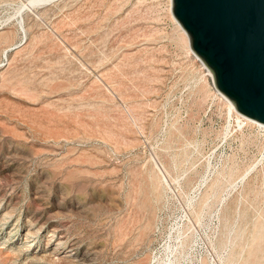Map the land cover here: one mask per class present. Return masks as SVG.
Masks as SVG:
<instances>
[{"label":"rangeland","instance_id":"rangeland-1","mask_svg":"<svg viewBox=\"0 0 264 264\" xmlns=\"http://www.w3.org/2000/svg\"><path fill=\"white\" fill-rule=\"evenodd\" d=\"M183 30L172 0H0L47 91L0 107V264H264V128Z\"/></svg>","mask_w":264,"mask_h":264},{"label":"water","instance_id":"water-1","mask_svg":"<svg viewBox=\"0 0 264 264\" xmlns=\"http://www.w3.org/2000/svg\"><path fill=\"white\" fill-rule=\"evenodd\" d=\"M172 12L217 91L264 124V0H172Z\"/></svg>","mask_w":264,"mask_h":264},{"label":"crops","instance_id":"crops-1","mask_svg":"<svg viewBox=\"0 0 264 264\" xmlns=\"http://www.w3.org/2000/svg\"><path fill=\"white\" fill-rule=\"evenodd\" d=\"M30 48H31L30 46L22 47L20 49L17 48L12 55V61L10 67L7 70H5V72L3 71L2 73L0 79V107L3 106V108L5 107L4 109L7 110L17 109V108L21 109L20 107H18L20 105L30 107L32 105H35L34 98L47 94L46 90H42V86L39 87L38 79L35 77V75L32 72L31 58L29 53ZM25 77L29 78L28 79L29 81L27 80V78L25 79ZM20 81H22L23 84ZM24 82L26 85L24 84ZM50 93L51 91L48 94ZM23 110H25V115H21L22 113L19 112L18 116L20 118L24 117L25 122L30 124L29 126H34L35 123H34V119L31 118L32 115L30 116L29 114H27L32 110L31 109H23Z\"/></svg>","mask_w":264,"mask_h":264},{"label":"bare ground","instance_id":"bare-ground-1","mask_svg":"<svg viewBox=\"0 0 264 264\" xmlns=\"http://www.w3.org/2000/svg\"><path fill=\"white\" fill-rule=\"evenodd\" d=\"M171 5V4H170ZM139 6V5H138ZM140 6H142V5H140ZM149 10V9H148ZM144 11V10H143ZM149 12V11H148ZM139 14V13H138ZM147 16V15H146ZM125 19H127V18H125ZM134 20V19H133ZM177 21V20H176ZM23 30V29H22ZM183 32H184V30H183ZM181 34V33H180ZM38 40V39H37ZM25 43V41H22L21 42V44H24ZM54 43V42H53ZM51 46V45H50ZM186 46V45H185ZM188 50H189V48H188ZM192 52V51H191ZM194 54V53H193ZM35 55H38V54H35ZM195 55V54H194ZM196 56V55H195ZM32 58V57H31ZM197 58H198V56H197ZM33 59V58H32ZM28 60V59H27ZM30 60V59H29ZM200 60V59H199ZM26 61V60H25ZM58 61V60H57ZM28 62V61H27ZM26 63V62H25ZM43 63V62H42ZM203 63V62H202ZM10 65H11V63H10ZM202 65H204V68H206V70L208 71V73H207V75H209L213 80H214V77H213V74H212V72L205 66V64L203 63ZM29 66V65H28ZM33 66V65H32ZM58 66H60V65H58ZM122 66H123V64H122ZM117 67V66H116ZM118 67H119V65H118ZM121 67V66H120ZM22 68V67H21ZM59 68V67H58ZM61 68V67H60ZM124 68V67H123ZM24 69V68H23ZM26 69V68H25ZM116 69V68H115ZM125 69V68H124ZM28 70V69H27ZM51 70H52V68H51ZM55 70V69H54ZM57 70V69H56ZM60 70V69H59ZM134 70H136V69H134ZM62 71V70H61ZM65 71V70H64ZM9 72V71H8ZM11 72V71H10ZM30 72V71H29ZM119 72V71H118ZM12 73V72H11ZM22 73V72H21ZM58 73V72H57ZM23 74V73H22ZM30 74V73H29ZM47 74H49V72L47 73ZM52 74V73H51ZM54 74V73H53ZM140 74V73H139ZM56 75V74H55ZM63 75V74H62ZM119 75V74H118ZM122 75V74H121ZM136 75V74H135ZM134 75V76H135ZM141 75H143V74H141ZM33 76V75H32ZM144 76V75H143ZM16 77V76H15ZM46 77V76H45ZM49 77H51V76H49ZM48 77V80L50 79ZM54 77V76H53ZM52 77V78H53ZM65 77V76H64ZM8 78V77H7ZM17 78V77H16ZM27 77H25V79H26ZM56 78V77H55ZM108 78V77H107ZM123 78V77H122ZM208 78V77H207ZM12 79V78H11ZM29 78H27V80H28ZM36 79V78H35ZM121 79V78H120ZM204 79H206V78H204ZM43 80V79H42ZM41 80V81H42ZM9 81H10V78H9ZM23 81V80H22ZM22 81H20V82H22ZM29 81V80H28ZM27 81V82H28ZM54 81V80H53ZM34 82V81H33ZM44 82V81H43ZM50 82H52V80L50 81ZM118 82V81H117ZM9 83V82H8ZM116 83V82H115ZM128 83H129V81H128ZM144 83V82H143ZM207 83H209V82H207ZM22 84H23V82H22ZM24 84H25V82H24ZM28 84V83H27ZM26 85V84H25ZM30 85V84H29ZM34 85V84H33ZM38 85H40V82H39V84ZM96 85V84H95ZM117 85V84H116ZM32 86V85H31ZM93 86V85H92ZM97 86V85H96ZM33 87V86H32ZM134 87V86H133ZM28 89V88H27ZM30 90V89H29ZM119 91V90H118ZM126 91V90H125ZM28 93V92H27ZM218 93L220 94V96H222L223 97V99H225V101L228 103V106H229V109H230V113L233 115V114H235L236 115V120H237V122L240 124V125H247L248 123H252V124H255V125H258L259 127H261V128H264V124H261V123H259V122H257V121H254V120H252V119H249V118H247V117H245V116H243V115H241V114H239V112L237 111V109H236V107H235V105L227 98V97H225L223 94H221L219 91H218ZM104 94V93H103ZM106 95V94H105ZM72 105V104H71ZM70 106V105H69ZM68 106V107H69ZM139 106H141V105H139ZM138 106V107H139ZM67 107V108H68ZM70 108H71V106H70ZM75 108V107H74ZM58 109V108H57ZM73 109V108H72ZM78 109V108H77ZM60 110H61V108H60ZM64 111H65V109H64ZM69 111H71L70 109H69ZM101 111V110H100ZM57 112V111H56ZM74 112H76V111H74ZM58 113V112H57ZM108 116V115H107ZM91 118H93V117H91ZM68 119V118H67ZM111 120V119H110ZM113 120V119H112ZM126 121V120H125ZM75 122V121H74ZM121 122V121H120ZM238 124V125H239ZM98 127V126H97ZM111 128V127H110ZM114 128V127H113ZM126 128V127H125ZM94 129V128H93ZM106 129V128H105ZM121 129H123V127L121 128ZM56 130V129H55ZM54 130V131H55ZM66 130H68V129H66ZM126 130V129H125ZM58 131V130H57ZM115 131V130H114ZM113 131V132H114ZM117 131V130H116ZM117 132H119V131H117ZM109 135V134H108ZM119 135V134H118ZM112 136H113V134H112ZM115 136V135H114ZM118 138V137H117ZM138 177V176H137ZM141 177V176H140ZM158 178V177H157ZM141 179V178H140ZM143 182V181H142ZM217 182V181H216ZM141 184V183H140ZM220 184V183H219ZM139 185V184H138ZM152 186V185H151ZM253 189V188H252ZM137 190V189H136ZM151 190H152V188H151ZM141 192H142V190H140ZM139 191V193H141ZM144 191V190H143ZM248 192V191H247ZM134 193H136V192H134ZM132 195V194H131ZM249 196V195H248ZM251 196V195H250ZM250 196H249V198H250ZM262 197H263V195H262ZM130 198V200H131V197H129ZM222 200H223V198H222ZM237 203V202H236ZM249 203V202H248ZM146 204V203H145ZM241 205V204H240ZM231 206V205H230ZM233 207V206H232ZM141 208V207H140ZM145 208V207H144ZM238 208V207H237ZM247 209V208H246ZM232 211V210H231ZM246 211V213H247V210H245ZM250 211V210H249ZM234 213V212H233ZM232 213V214H233ZM231 214V215H232ZM234 215V214H233ZM237 215H238V213H237ZM246 215V214H245ZM257 216V215H256ZM226 218V217H225ZM232 218H234V217H232ZM239 218V217H238ZM253 218H254V216H253ZM256 218V217H255ZM240 219V218H239ZM233 220V219H232ZM254 220V219H253ZM223 221H224V217H223ZM234 221H235V219H234ZM249 221V220H248ZM236 222V221H235ZM242 222V221H241ZM253 222V221H252ZM230 223V222H229ZM149 224H151V223H149ZM224 224V223H223ZM237 224V223H236ZM242 224V223H241ZM252 224V223H251ZM148 226V225H147ZM234 226V225H233ZM237 226V225H236ZM145 227V226H144ZM225 227V226H224ZM146 228H148V227H146ZM247 228V227H246ZM229 229V228H228ZM230 229H232L231 228V226H230ZM233 229H234V227H233ZM249 229V228H248ZM149 230V229H148ZM244 230H245V228H244ZM227 232V231H226ZM241 232V231H240ZM248 232V231H247ZM229 232H227V234H228ZM239 234H241V233H239ZM246 234V233H245ZM221 235V234H220ZM230 236V235H229ZM241 236H242V234H241ZM240 236V237H241ZM239 237V236H238ZM237 237V238H238ZM248 237V236H247ZM221 240V239H220ZM225 240V239H224ZM223 240V241H224ZM227 240V239H226ZM227 241H229V240H227ZM226 241V242H227ZM225 242V241H224ZM235 242V241H234ZM244 243H246V241L244 242ZM249 244H250V242H248ZM247 243V244H248ZM223 245V244H222ZM222 245H220V246H222ZM225 245H227V244H225ZM224 245V246H225ZM219 246V247H220ZM246 247V246H245ZM57 249V248H56ZM246 251V250H245ZM235 253H237V252H235ZM243 253V252H242ZM245 253H249V252H245ZM244 254V253H243ZM237 255V254H236ZM244 256V255H243ZM53 258V257H52ZM240 258V257H239ZM233 259H235V258H233ZM232 259V260H233ZM253 259V258H252ZM241 260V259H240ZM239 260V261H240ZM244 260V259H243ZM251 260V259H250ZM235 261H236V259H235ZM238 261V260H237ZM231 262V261H230ZM233 262V261H232ZM231 262V263H232ZM240 263V262H239Z\"/></svg>","mask_w":264,"mask_h":264},{"label":"built area","instance_id":"built-area-1","mask_svg":"<svg viewBox=\"0 0 264 264\" xmlns=\"http://www.w3.org/2000/svg\"><path fill=\"white\" fill-rule=\"evenodd\" d=\"M23 41H25V39ZM20 45H21V43L4 51L3 55L0 58V73L9 67V64H10L9 53L11 51L17 49Z\"/></svg>","mask_w":264,"mask_h":264}]
</instances>
